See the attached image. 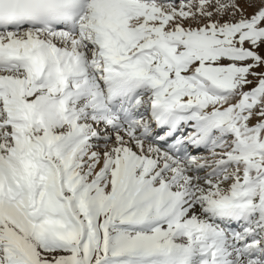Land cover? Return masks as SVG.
<instances>
[{"label": "snow or ice", "instance_id": "6c2138e0", "mask_svg": "<svg viewBox=\"0 0 264 264\" xmlns=\"http://www.w3.org/2000/svg\"><path fill=\"white\" fill-rule=\"evenodd\" d=\"M0 264H264V0H0Z\"/></svg>", "mask_w": 264, "mask_h": 264}]
</instances>
